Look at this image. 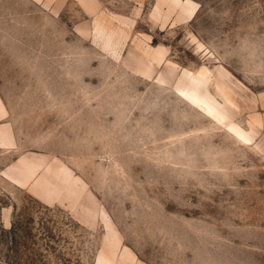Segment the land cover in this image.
<instances>
[{
	"label": "rangeland",
	"instance_id": "rangeland-1",
	"mask_svg": "<svg viewBox=\"0 0 264 264\" xmlns=\"http://www.w3.org/2000/svg\"><path fill=\"white\" fill-rule=\"evenodd\" d=\"M0 264H264V0H0Z\"/></svg>",
	"mask_w": 264,
	"mask_h": 264
}]
</instances>
